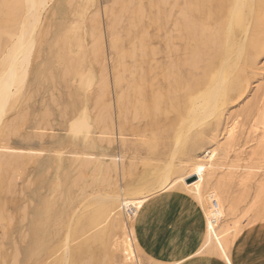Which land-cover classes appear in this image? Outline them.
Segmentation results:
<instances>
[{
  "label": "bare ground",
  "instance_id": "obj_1",
  "mask_svg": "<svg viewBox=\"0 0 264 264\" xmlns=\"http://www.w3.org/2000/svg\"><path fill=\"white\" fill-rule=\"evenodd\" d=\"M0 16V264H143L138 233L173 192L196 207L198 240L187 253L179 249L153 264H232L244 226L230 212L232 195L251 189L246 181L258 174L252 201L261 203L246 224L264 221L263 165L224 160L242 125L234 124L238 113L232 116L230 106L243 99L246 117H254L264 99V76L257 74L264 0H0ZM73 75L90 104L79 134L87 151L4 146L33 114L30 90ZM253 90L260 91L255 99ZM33 116L21 141L53 139L45 117ZM133 123L149 128L142 146L155 160H144L146 169L125 185L121 150L133 142L126 136ZM56 159L69 164L58 189L46 180ZM14 193L18 215L6 208Z\"/></svg>",
  "mask_w": 264,
  "mask_h": 264
},
{
  "label": "rangeland",
  "instance_id": "obj_2",
  "mask_svg": "<svg viewBox=\"0 0 264 264\" xmlns=\"http://www.w3.org/2000/svg\"><path fill=\"white\" fill-rule=\"evenodd\" d=\"M101 1L103 2L104 0H101ZM102 4H104V3H102ZM0 18H1V16H0ZM162 23H163V21H162ZM163 28H165V30L163 32L161 31V33L159 35L161 40L164 37L163 35L165 34L168 27H163ZM105 42H106L105 51H106L107 55H109L110 51L108 50L107 36H105ZM161 42H162V44H161ZM161 42L159 44H160L161 48H163L164 47L163 40ZM79 43H80L79 48L81 49V51H84L85 43L82 40ZM43 44H44L45 48L48 46V43H46L45 41ZM74 54H76V50L73 51V55ZM158 59L162 60L161 57H159ZM108 65H109V63H108ZM144 68L147 69V66L144 65ZM258 69L261 71H258L257 74L258 75L262 74L261 76H264V53L261 55V57L258 60ZM57 77H58V75H57ZM252 88L254 89V83H252V85H251V89ZM33 89L30 90L31 92H34V93H33V98L28 102L29 103L28 104L29 105L28 106L29 111L33 112V114L37 118L42 117V116L45 117V120L48 121L47 122L48 127L52 130V133H54L53 139H55V140L44 137V140L41 143H37V141H35L34 139H31V141H29V140L28 141H26V140L21 141L22 136L25 135L29 131L30 127L33 125L34 116L32 114V115H30L28 121H27V119L24 120V122H27V124L20 128L19 134L13 138L11 137L3 145L4 146H10V147H18L19 146L22 148H26L28 145H30L33 148L40 149L39 148V147H41L40 144H43L44 148L47 146L46 147L47 149H53V150H56L57 152H60V153L87 151V146H86V144H83V142H81L82 140H80L79 134H80V131L82 128V127H80L81 123L85 119V115H86L84 109L90 108V104L87 103V101L84 99V96H85L84 93H86V87H85V84L83 82H81L80 78L73 75L67 81L63 82V80H61L57 85L53 84V83H48V84L45 83L42 86H40L37 91H36V89H34V90ZM253 92H254V90L252 92L250 91L249 93H250V95H254L257 93L254 96V99H255V97L259 95L260 91L254 92V94H253ZM70 93H71V97L69 99ZM91 93H93V89H90V91L88 92V94H91ZM52 95L54 97L56 96V101L52 100ZM248 98H250V97L248 96ZM69 103H71V105ZM73 103L77 104L76 106L78 108ZM243 103H244V100L241 99L238 102H236L235 104L231 105L229 108V113H230V111L232 112L235 109H236L235 110L236 112L233 111L234 113H236L235 115H237V113H238L237 117H235L233 119V122H235L234 124H236V122L239 121V122H241L240 124H242V125L239 127L237 125V133L235 136L236 137V148H235L236 150L229 153L225 157L224 160L226 163L232 162L234 164H238L239 166L249 163L253 166H255V165L256 166H258V165L262 166L263 165L262 167L264 168V99L257 101L258 113L254 117H252L251 114H250L251 116H249V117L247 116L249 118L248 121H246L247 113H244L245 107L242 106ZM72 105L75 106L74 107L75 109L73 108ZM69 107H70V110H69ZM239 107L240 108L243 107V109L239 110ZM21 110L23 111V108L21 109V107H19L17 112L21 113L20 112ZM52 110H53V112H52ZM70 111H71V113H70ZM241 111H242V113H240ZM234 113L232 114V116L234 115ZM55 114H57V115H55ZM51 115H53V116H51ZM65 115H67V116H65ZM69 115H70V117H69ZM95 115H96V112L92 111L91 116L94 117ZM54 116H56L57 118ZM240 117L244 118L246 123L244 121H242L244 119H241V121H240ZM66 121H67V123H66ZM56 124L58 127L56 126ZM59 125L62 127H59ZM137 125L138 124L135 125L133 123L129 127L130 129L128 128L127 133H126L127 138L129 140L133 141L132 144L128 148H124L123 150H121V154L124 155V167H125V176L123 178L122 183L125 185L127 183H130L137 174L139 175L142 171H144L146 169L145 166L143 165L144 160H148V158H149V160H152V162H154L153 160H155L154 157L152 158V155H149L147 150L142 146V144H143L142 142H146L149 140V137H150L149 128L144 129L142 126L143 124H140L139 126H137ZM129 130H130V132H129ZM134 130H135V132H133ZM138 131H139L140 135L138 134ZM141 131H142V133H140ZM132 132H133V134H132ZM130 135L132 136V138L130 137ZM220 138H221V136H219L218 139H220ZM159 140L157 139L156 143H159L158 142ZM55 141L59 142V143H56ZM160 141H162V140H160ZM60 153H59V155H60ZM200 153H201V150L194 151V154L199 155ZM50 156H51V154H45V156L43 158L44 161L47 162L48 159L50 158ZM58 159L55 160V162L51 165V167H48L49 170H47L48 172H47V176H46L47 181L55 182V188L56 189H58L60 187V181H61L60 176H59L60 173L69 169V164L67 163V161L62 160L60 162V160H58ZM262 161H263V163H262ZM64 169H66V170H64ZM149 172H150V169H149ZM253 172L257 173V172H261V171L260 170L259 171L254 170ZM22 176L23 175H21L18 178L17 182L20 183L24 180L25 176H23V178H22ZM254 178H253L254 181L251 179L253 181V183H252V181H249V182H248V180L246 181L247 186L251 187V189L245 190V188L243 186H241L238 188L239 190L236 191L234 195H232V198H234V200L232 201L233 204H232V207L230 209V212H233V214L235 213V215H234L236 217L235 221H241V223L244 225L243 230L235 238L237 243L240 246H242L243 254L247 258L251 259L253 264H259L260 260H264V221L263 220H257L256 222L252 223V225L246 224V223H248L247 221H249L255 214V210H254L255 205L257 206L258 204L261 203V201H258L257 199L254 202L252 201L253 194H254L253 189L255 187L254 183L258 182L261 177L258 174L257 178L259 180L256 179V176ZM20 179H22V180L20 181ZM191 179H188L187 181H190ZM250 184H252V185H250ZM252 186H254V187H252ZM13 187H15V186H13ZM11 188H12V186H7V188H6L5 197L7 199L11 198V195H10L11 194L10 193ZM43 191H45V190H43ZM8 193H10V194H8ZM47 194H48L47 197H49L51 195V190L48 191V189H47ZM8 196H10V197H8ZM13 196H15V193L13 194ZM169 199H171V200H176V199L180 200L181 199L184 202H186L187 205H189V206L191 205L192 207L194 206L191 203V201L190 200L187 201V198L180 192L179 193L173 192ZM14 201H15L14 203L9 202L7 204L6 208L8 209L9 213H11V215H15V214L18 215V208H19L20 200L18 197L15 196ZM179 204L182 205V203H180V202L175 203V205L180 206ZM228 204L229 203H227L226 201L222 204V211L224 212V214L227 213V210L229 208ZM193 211H194V207H193ZM193 216H195V212L193 213ZM193 218H195V217H193ZM4 225H6V223L4 221H2L0 223L1 234L3 231ZM154 245L155 246H161L162 243L159 242L158 244H154ZM175 251H177V250H175ZM139 252H140L139 256L141 257L143 264H153L152 260L158 261V259H162L163 256L165 255V254L163 255V253H160L159 254L160 257L155 259L154 254H156L155 252H159V251H155V250L147 251V250L140 248ZM151 253L152 254L154 253V254L152 255Z\"/></svg>",
  "mask_w": 264,
  "mask_h": 264
},
{
  "label": "crops",
  "instance_id": "obj_3",
  "mask_svg": "<svg viewBox=\"0 0 264 264\" xmlns=\"http://www.w3.org/2000/svg\"><path fill=\"white\" fill-rule=\"evenodd\" d=\"M178 201L182 203V205H175V203H179ZM193 207L187 205V203L181 199H167L159 210L149 215L148 222L140 229L138 233L139 247L147 251H159L155 252L156 254L153 253L155 259L160 257V253L169 255L171 252L179 249H184L186 251L185 253H187L190 247H192V243L198 240L195 237L197 236V227L193 221L195 219L193 217H197L198 212L196 207H194L193 211ZM194 212L195 216H193ZM150 220H152V222H150ZM189 240L191 242H189ZM159 242L162 243L161 246L154 245ZM229 257L232 264H253L252 260L243 254L242 246L237 243L236 239L232 245ZM206 258L207 256L202 255L197 257L195 261L204 260ZM218 263L223 264L220 260H218ZM259 264H264V260H260Z\"/></svg>",
  "mask_w": 264,
  "mask_h": 264
},
{
  "label": "water",
  "instance_id": "obj_4",
  "mask_svg": "<svg viewBox=\"0 0 264 264\" xmlns=\"http://www.w3.org/2000/svg\"><path fill=\"white\" fill-rule=\"evenodd\" d=\"M194 180V178H192L189 182H191V181H193Z\"/></svg>",
  "mask_w": 264,
  "mask_h": 264
},
{
  "label": "snow or ice",
  "instance_id": "obj_5",
  "mask_svg": "<svg viewBox=\"0 0 264 264\" xmlns=\"http://www.w3.org/2000/svg\"><path fill=\"white\" fill-rule=\"evenodd\" d=\"M225 260H227V257H225Z\"/></svg>",
  "mask_w": 264,
  "mask_h": 264
}]
</instances>
